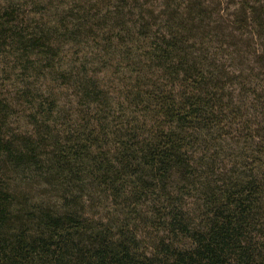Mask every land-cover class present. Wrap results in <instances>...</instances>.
Segmentation results:
<instances>
[{
    "label": "trees",
    "instance_id": "16d2710c",
    "mask_svg": "<svg viewBox=\"0 0 264 264\" xmlns=\"http://www.w3.org/2000/svg\"><path fill=\"white\" fill-rule=\"evenodd\" d=\"M0 264H264V0H0Z\"/></svg>",
    "mask_w": 264,
    "mask_h": 264
}]
</instances>
